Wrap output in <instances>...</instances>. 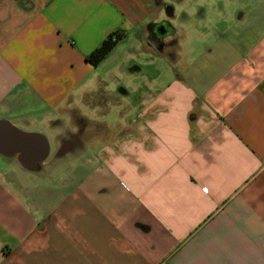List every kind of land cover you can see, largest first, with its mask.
Masks as SVG:
<instances>
[{"label": "crops", "instance_id": "crops-1", "mask_svg": "<svg viewBox=\"0 0 264 264\" xmlns=\"http://www.w3.org/2000/svg\"><path fill=\"white\" fill-rule=\"evenodd\" d=\"M187 2L0 0V121L50 145L34 171L0 154V264H264V0H196L222 34L104 126L107 78L136 52L175 60Z\"/></svg>", "mask_w": 264, "mask_h": 264}, {"label": "rangeland", "instance_id": "rangeland-1", "mask_svg": "<svg viewBox=\"0 0 264 264\" xmlns=\"http://www.w3.org/2000/svg\"><path fill=\"white\" fill-rule=\"evenodd\" d=\"M195 2L196 0H188L184 5L189 10L188 18H183L178 15L176 19L172 20V24H174L179 31L178 44L172 46L169 45L168 48H166V51L169 53L176 52L178 55L175 59L176 61L165 56L161 57L159 61H156L157 58L154 56H143L141 52H136L134 53V56L125 60V69L121 71V77L110 75L107 78L106 83L108 85L106 84L103 87L105 89L103 96L105 109L103 122H106L104 123L105 127L106 125L113 126L116 118L121 116L120 114L123 112L121 110L123 105L127 103V100H135L133 96H135L137 91L135 88L138 87V85H140L139 88H142V84L146 85L154 83L156 84L155 86H157L158 84L169 82L176 77V74L171 73L173 72L171 70L174 67L185 66L191 61H194L222 34V26L214 25L213 21L207 22L196 16V8L192 7ZM137 45V41L134 37H130L123 42V46H125L124 50L129 49V51H133ZM134 65L140 68L141 71L134 73L130 71L128 72V70H130L128 68H131ZM118 86L126 88L130 95L121 96L117 92ZM80 97V93L76 95V98ZM79 109L81 110V118H89L92 125L95 124V121H97V123L99 122L101 115L98 112H95L94 114L90 113V110L92 109L91 105H87L86 107L81 106ZM71 125H73V122Z\"/></svg>", "mask_w": 264, "mask_h": 264}, {"label": "water", "instance_id": "water-1", "mask_svg": "<svg viewBox=\"0 0 264 264\" xmlns=\"http://www.w3.org/2000/svg\"><path fill=\"white\" fill-rule=\"evenodd\" d=\"M50 152L48 139L40 133L25 132L7 120L0 121V154L17 156L19 163L30 171L37 170Z\"/></svg>", "mask_w": 264, "mask_h": 264}, {"label": "trees", "instance_id": "trees-1", "mask_svg": "<svg viewBox=\"0 0 264 264\" xmlns=\"http://www.w3.org/2000/svg\"><path fill=\"white\" fill-rule=\"evenodd\" d=\"M126 30L118 29L112 32L94 51L86 58L92 66H98L114 49V47L125 37Z\"/></svg>", "mask_w": 264, "mask_h": 264}, {"label": "flooded vegetation", "instance_id": "flooded-vegetation-1", "mask_svg": "<svg viewBox=\"0 0 264 264\" xmlns=\"http://www.w3.org/2000/svg\"><path fill=\"white\" fill-rule=\"evenodd\" d=\"M169 31V26L165 23V24H161L159 26H157L156 28H153L152 30V39L154 40V42L158 41V38H160V36L166 32Z\"/></svg>", "mask_w": 264, "mask_h": 264}]
</instances>
